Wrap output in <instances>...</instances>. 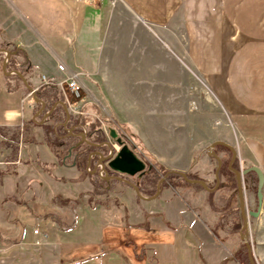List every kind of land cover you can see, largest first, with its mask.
<instances>
[{"label": "crops", "instance_id": "0c3cea01", "mask_svg": "<svg viewBox=\"0 0 264 264\" xmlns=\"http://www.w3.org/2000/svg\"><path fill=\"white\" fill-rule=\"evenodd\" d=\"M110 19L115 22V35L108 49L103 40ZM179 34L184 49L176 44ZM131 39L151 44L159 40L179 57L183 55L229 114L244 158L264 161V0H120L116 7L110 0H0V44L9 43L23 52L13 54V62L25 63L29 85L36 91L47 85L37 74L60 80L80 72L85 93L81 102L90 105V112L92 103L146 105L144 98H125L126 83L118 75L110 77L117 73L116 42ZM59 64L67 71L61 72ZM13 71L9 75L4 71L0 94L4 92L12 106L20 100L23 112L24 103L29 105L26 115L10 109L0 120V264H198L202 257L207 264H249L239 232L242 241H235L234 224L224 225L226 218L220 222L205 187L180 174L208 181L210 159L202 160L189 145L176 148L172 144L169 154L157 157L167 170L161 184L152 177L154 166L142 177L108 167V174L101 176V159L115 147V140L92 142L89 133L98 141L103 133L107 137L105 132L94 129L88 118L77 123L72 109L70 117L76 123H70L63 101L42 109ZM160 73L170 77V67ZM54 110L58 117L61 110L66 114L64 123L58 121L51 128L66 134L55 137L58 141L71 144L65 159L60 161V151L56 153L50 138L22 142L19 148L20 127L27 123L43 137L37 119L42 116L45 123ZM12 130L13 142L8 140L12 135H7ZM131 146L146 158L136 144ZM69 158L70 164L66 163ZM57 166L61 175L73 176L79 193H52L51 204L46 201L51 211L39 216L41 233L28 232L29 224H23L17 208L28 201L24 193L31 183L43 185L36 173H49ZM199 187L203 191L196 193ZM29 198L39 200L35 193ZM81 201L103 209L76 215L75 204Z\"/></svg>", "mask_w": 264, "mask_h": 264}, {"label": "rangeland", "instance_id": "374dc122", "mask_svg": "<svg viewBox=\"0 0 264 264\" xmlns=\"http://www.w3.org/2000/svg\"><path fill=\"white\" fill-rule=\"evenodd\" d=\"M110 1L112 7H116L120 0L115 2L114 0ZM114 28L115 22H113V19H110L103 40V43L108 46V49L112 44L114 45ZM145 29L149 33L154 34L153 29L148 27ZM138 33L143 35V33L141 34V29L138 30ZM144 36L146 35L144 34ZM179 36L180 41L176 44L179 48L184 49V38L180 34ZM2 44H0V46ZM157 45L161 46L162 50H160V52H158ZM116 46L118 60L117 73L110 74V77L114 78L118 75L121 80L126 83L128 89L126 90L127 94L124 95L125 98H129L131 101L133 100L132 97L144 98L143 100L146 105H121L115 107L109 106L106 103H92L93 112H90V105L88 103L82 104L81 102L82 98L85 96L84 91H82L79 97L70 96L71 101H73L75 105L78 102L72 109L67 103L63 91L60 88L59 91L61 92L64 102L67 104L69 111L72 109V114H74V116L76 115L75 117L77 120L80 118L83 124L84 119L88 118L92 120L91 125L99 124L107 136L106 141H114L110 135V130L115 129L117 135L123 136L130 147L134 149L131 144H136V148L146 157L142 159L148 162L147 168L150 165L154 166L155 171H152V177L155 183L160 181L161 177H163L167 171L163 167L161 160H158L157 157L162 159L163 155L169 154L172 144L176 148L189 145L191 147L190 149L194 147V152L196 154L198 153L202 160L210 159V170L207 174L208 181L198 175L197 177L194 175H187L189 178L203 179L210 188L216 185L215 170L218 166V162L214 156L209 154L207 156V153L211 143L216 140H223L237 149L238 157L235 163H237L238 167H243V169H245L251 165H258L264 171L263 160L260 161V165L254 158H244V154L241 152V139L238 135V131L230 120L229 114L209 87L206 79L196 73L183 55L179 57V55H177L178 53L175 54L159 40H155L152 44L145 43L144 40H123L121 44L120 42H116ZM1 50L2 48H0V51ZM146 62H148L147 65H145ZM169 67L171 71L170 77L163 76L160 72L167 70ZM37 77L39 79L40 77L42 78L39 74H37ZM145 82H147V85H144ZM2 84H4V76L0 73V85ZM140 85L147 86V88L141 89ZM10 100L9 97L5 96L4 92L0 94V120H3L7 113L10 114V109L12 113L17 111V114L21 116L23 111L20 100L19 103L14 106L11 105ZM28 105L29 102L27 101L23 106V113L25 115L27 114ZM49 107L50 106H48V108ZM58 118L62 123L66 120L65 115L62 113ZM41 119L42 116L37 119V123H41L42 129L40 131H43L44 136L42 137V132H39L40 134L38 135L36 132L30 130V127L27 126L26 123L21 126L19 130V148L22 142L28 143L37 139H42V141H44L46 138H50L60 151L61 159H65L67 150L70 148L71 144L67 142L62 143L61 140L58 141L55 137L58 135L64 136L66 134L59 131L57 132L58 134L55 135V133L52 132L53 130L51 131V128L56 127L53 120L47 121L46 124L48 129H45L46 125H44ZM73 121H75V119ZM12 133L13 130L11 134L7 133V135L11 136ZM12 138L13 135L10 138L8 137V140L13 142ZM8 140L4 141V143L8 142ZM115 147L119 149L120 145L116 143ZM216 150L219 151L220 148L215 147V151ZM41 154L44 158L47 157V153L43 148L41 149ZM222 154V151L218 153L221 158ZM61 159L60 161H62ZM72 162L73 160L70 158L66 161V163L69 164ZM38 167L41 170V165L39 163ZM58 167L59 166L54 167L49 173L46 170H42L41 173L37 172L36 176L42 180L43 185L38 187L31 183V186L27 187V191L24 193L25 197H28V201L22 203L17 208L22 216L19 218L23 221V224H29V229H27L28 232H32L34 226H39L40 229L42 228L43 223L40 222L39 216L44 215L46 210L47 212L51 211V205H46V201L51 204L49 197L52 193L54 194V192H56L54 195H61V193L70 195L78 191L79 187L75 186L76 183L72 179L73 176L68 177V175H61L62 171L57 170ZM90 168L93 170V166H90ZM203 173H205V171ZM33 178L36 177L33 176ZM44 178L46 179L43 180ZM220 179V185L224 186H219L218 189L214 191L206 189L209 192H206V195L208 200H210L212 211L218 212L220 217L219 221L221 222V218H226L224 219V225L231 226L234 224L235 241L241 242L242 240L238 235V227H236L243 225L239 195L237 194L236 188L237 180L235 184L236 178L231 175L229 178L220 177ZM34 181L35 180H33V182ZM244 186L247 211H256L258 208L256 190L258 186L257 176L254 173H250L246 176V178H244ZM202 191V187H199L196 193ZM33 193L39 196V200L29 198ZM102 209L103 207L99 206L91 207L83 201L76 203L74 207L75 214L80 216L82 212ZM1 211L2 209H0V215ZM249 237L257 262L259 264H264V195L261 213L257 217H249ZM188 254V258L192 259L194 257L193 253L189 252ZM201 260L202 264H207L208 262L203 257ZM201 260L200 262L197 261L198 264L201 263Z\"/></svg>", "mask_w": 264, "mask_h": 264}, {"label": "water", "instance_id": "95a60500", "mask_svg": "<svg viewBox=\"0 0 264 264\" xmlns=\"http://www.w3.org/2000/svg\"><path fill=\"white\" fill-rule=\"evenodd\" d=\"M2 50H4L7 53V56L10 59L11 55H12L11 51H9L7 49H2ZM0 63H1V59H0ZM2 67H3V70L5 71L6 75H9L11 73L10 71H7V64L4 61L2 62ZM16 73L20 76V78L27 85V88L32 93L34 99L37 102H40L42 104V109H45V106H46L45 101L38 98L36 90L29 85L26 77L23 74H21L20 72L16 71ZM61 104L64 105V108H65V111L67 114V119H69L70 111H69L67 104L64 102H61ZM110 135L116 141V143L118 145H120V149L118 151H116L115 147H113V146L111 147L110 153L101 159L100 163H101V166L103 168L108 167L109 169H111L114 172H117V173H120L123 175H127V176H131V177L136 176V175L142 177L148 171L151 170L152 166L150 165L147 168L146 161L138 156L136 151L132 147H130L127 140L123 136L117 135L115 129L110 130ZM82 136H83V139L86 140L85 135L82 134ZM218 145L225 146V147L229 148L232 152V157L229 161V168L236 175L237 189H238V195H239V204H240V209H241V213H242V217H243V225H242V228L240 230V236L246 245L250 263L251 264H259L256 260L255 255H254L252 242H251L250 237H249V217L250 216L257 217L261 213V207L263 204V195H264L263 194V187H264V171H263V169L258 165H252V166L245 168V169H242V168L238 169V168L234 167L233 163L235 162V160L238 157L237 149L234 146H232L231 144H229L223 140H216L213 143H211V145L208 149V154L214 156L218 162V166L215 170V178H216L215 187H213V188L208 187L207 183L203 179L188 178V176L183 172H181L180 174L190 183H200L201 185H203L205 187V189H207L209 191H214V190L218 189V187L220 186V183H221L219 172H220L222 165H223L222 158L215 151V147ZM251 171L255 172L257 174V177H258V186H257L258 208L256 211H249L248 212L247 207H246L247 202H246V197H245L244 176ZM109 177H111V176H109ZM163 180H164V177L161 178L159 184H161L163 182ZM135 188H136L137 193L140 194V191H139V188L137 185H135ZM159 190H160V185L158 186V191Z\"/></svg>", "mask_w": 264, "mask_h": 264}, {"label": "trees", "instance_id": "16d2710c", "mask_svg": "<svg viewBox=\"0 0 264 264\" xmlns=\"http://www.w3.org/2000/svg\"><path fill=\"white\" fill-rule=\"evenodd\" d=\"M0 48L7 49V50L11 51V53H12L11 58L9 60V63L7 64V71H13L14 70V71L20 72L23 75H27L28 70L26 68H24V64L25 63L14 64V62H13V54L15 56H19V55L22 56L23 55V52H21L20 49H18L17 47L12 46V45H10L9 43H6V42H4L0 46ZM25 57L26 56H24V58ZM0 73L4 76V71H3L2 63H0ZM36 93H37L38 98H40L43 101H45L46 104H47V106H50V107H52L57 101H63L64 102L62 96L60 95V93H59V91L57 89V87L54 86V85H51V84L45 85V87L42 90H39L38 89L36 91ZM61 113L64 114L65 117H66V114L64 113L63 110H61ZM50 120H53L54 124H56L58 121H60V119L58 118V111L57 110L52 111V113L49 115V117L45 121V123H44V125H46L45 126V129H48V126H47L46 122L47 121H50ZM69 122H71L72 124L73 123L75 124L76 122L79 123L80 122V118H79V120H77L75 122V121H72V119L70 117V121ZM94 129H96L97 131H102V128H101V126L99 124L94 125ZM53 133L58 134L56 131L55 132L53 131ZM58 136H61V135H58ZM89 138H90V140L92 142H103V141H106V137L104 136V133H103V135L99 136L98 141H96V138H94L92 136V132L89 133ZM52 146H53L54 149H56V153H57L58 151H57L56 144L55 143H52ZM217 147L220 148L219 151L216 150V153L217 154L219 152H221V151L223 152L224 150H227L226 147L225 146H222V145H218V146H216V148ZM58 155H59V159H61V155L59 154V152H58ZM230 158H231V153L229 152L228 158L225 161L223 160L224 164H223V166H222V168H221V170L219 172L220 177H228L229 178L230 175H231V176H234V178H235V174L228 168V162H229ZM250 173H254L257 176V174L255 172H253V171H251ZM257 179H258V177H257ZM235 184H236V179H235ZM236 188H237V184H236ZM256 190H257V187H256ZM237 194H238V189H237ZM236 227H238V231H240L241 228H242V225L241 226H236Z\"/></svg>", "mask_w": 264, "mask_h": 264}, {"label": "built area", "instance_id": "2783aa9c", "mask_svg": "<svg viewBox=\"0 0 264 264\" xmlns=\"http://www.w3.org/2000/svg\"><path fill=\"white\" fill-rule=\"evenodd\" d=\"M96 1H104V0H96ZM115 1H118V0H114V2ZM1 53L4 55L3 61L6 64H8L10 59L8 58L7 53L4 50H2L0 52V54ZM58 68H59V70L61 72H66L67 71L66 66L64 64H59ZM12 73H16V72L13 71ZM81 76H82V73H80V72H71V73L67 74L65 76V78L60 79V80L50 79L46 75L42 76V80H43V82L45 84H51V85H55V86L61 88V90L63 91V95L65 96V98L67 100V103L73 109L75 104H74L73 101H71V97L70 96L79 97L81 92L83 91L84 86H83V84L81 82ZM30 94L32 95V93H30ZM115 149H116V147H115ZM119 149H116V151H118ZM100 167H101L100 175L101 176L107 175L108 174L107 169L103 168L102 166H100ZM33 233L34 234H40L41 233V229L35 228L33 230Z\"/></svg>", "mask_w": 264, "mask_h": 264}, {"label": "flooded vegetation", "instance_id": "af4514ba", "mask_svg": "<svg viewBox=\"0 0 264 264\" xmlns=\"http://www.w3.org/2000/svg\"><path fill=\"white\" fill-rule=\"evenodd\" d=\"M2 62H3V59H2V61H1V63H2ZM226 149H227V150H224V151H223V154H222V158H223L222 160H224V161L228 158L229 152L231 153V157H232V152H231V150H230L229 148H227V147H226ZM230 159H231V158H230ZM229 161H230V160H229ZM223 164H224V162H223ZM222 166H223V165H222ZM233 166H234V167H237V168H240V167L237 166V164H236L235 162L233 163ZM228 168H229V162H228ZM229 169H230V168H229ZM230 170H231V169H230ZM231 171H232V170H231ZM148 172H149V171H148ZM232 172H233V171H232ZM233 173H234V172H233ZM249 173H250V172H249ZM249 173L246 174V175L244 176V178H246V176H248ZM234 174H235V173H234ZM143 176H144V175H143ZM235 178H236V175H235ZM221 186L223 187L224 185H220V187H221ZM242 218H243V217H242ZM239 233H240V231H239ZM244 247L246 248L245 243H244ZM246 249H247V248H246ZM248 259H249V257H248ZM249 264H251L250 261H249Z\"/></svg>", "mask_w": 264, "mask_h": 264}]
</instances>
